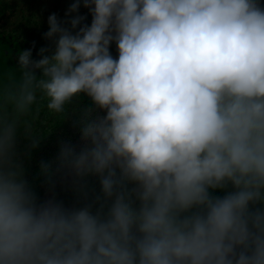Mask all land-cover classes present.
Instances as JSON below:
<instances>
[{
	"label": "clouds",
	"instance_id": "clouds-1",
	"mask_svg": "<svg viewBox=\"0 0 264 264\" xmlns=\"http://www.w3.org/2000/svg\"><path fill=\"white\" fill-rule=\"evenodd\" d=\"M64 16L0 84V264H264V3L72 0ZM82 96L80 144L40 171L84 201L38 200L18 138L36 147L41 105L63 120Z\"/></svg>",
	"mask_w": 264,
	"mask_h": 264
},
{
	"label": "trees",
	"instance_id": "trees-1",
	"mask_svg": "<svg viewBox=\"0 0 264 264\" xmlns=\"http://www.w3.org/2000/svg\"><path fill=\"white\" fill-rule=\"evenodd\" d=\"M49 3H51L50 0H0V84L10 85L18 78L19 71L16 68L15 56L19 50L29 49L28 44H33L32 42L30 43L31 36L33 40L43 41V47L45 45L48 47L50 41L43 39V33L48 28L47 16L49 11L54 12L53 7H48ZM81 14L86 17L83 23H90L91 17L88 15V10L84 9ZM19 34L25 38L23 40L17 39ZM80 101L85 106L90 104L86 96H82ZM60 118L57 114L49 113L41 105L35 121L36 126L42 134L40 138L47 134L50 136L55 134V129H58L57 122ZM47 141L49 150L44 153L42 162L50 163L49 158L52 157V165L54 168V161L59 150L60 142L58 140L57 144H53L50 139H47ZM19 142L27 143L28 140L23 136L18 138V147L21 148L22 144ZM40 164H37L32 169L24 167L25 179L35 192L38 200L46 199V193L55 190L54 197L66 207L77 206L84 201L85 194L74 190L72 181L60 184L65 174L53 172L50 178L52 184L50 190L49 180L41 173ZM85 192L88 200H91L94 195L99 193V184L95 177L87 178ZM213 194L223 195V192L216 190Z\"/></svg>",
	"mask_w": 264,
	"mask_h": 264
},
{
	"label": "rangeland",
	"instance_id": "rangeland-1",
	"mask_svg": "<svg viewBox=\"0 0 264 264\" xmlns=\"http://www.w3.org/2000/svg\"><path fill=\"white\" fill-rule=\"evenodd\" d=\"M51 3H49L48 7H53L54 12L57 14V17L61 20L66 19L64 16V13L68 7V5L70 3H72L71 0H50ZM261 3H264V0H261ZM60 6V7H58ZM86 9L84 7H81L79 9L80 14L82 13V11ZM52 13L51 11H49V14ZM48 14V15H49ZM40 31L42 32V30L40 29ZM40 34V33H38ZM21 34H19L17 37V39L23 40L25 37H23ZM43 39L44 36H43ZM33 44H28L29 48L32 50V57L34 59L39 58L38 56V50L43 47V41L41 40H33V37L31 36L30 38V43ZM45 43V42H44ZM45 48L51 49L53 47L52 42H49L48 47H46V45L44 46ZM110 52L113 55V57L115 58V56L117 55V51L115 48V45L112 44L110 46ZM16 58V56H15ZM85 105H83L81 103V101L79 100V102H74L72 105L68 106L67 109V115L66 117L61 120L62 118H60L57 122L58 124V129H55V134H53L52 136H50L49 134H47L46 136L42 137L39 139V142L37 144L36 147L34 148H29V141L26 142H19L20 144H22V147H18V151L21 152V158L23 160V166L27 167L28 169H32L34 168L37 164L41 163L44 159V153L49 150L48 146V141L47 139H50V141L53 144H57L58 140L59 142L61 141H66V142H71L72 144H76L79 145L80 144V139H79V131L78 128L74 126V122L77 119V115H76V111H74V109H79L80 107H83ZM52 157L49 158V162L52 164ZM68 181H71V178L67 175H65L63 177V179H61L60 184L62 183H67ZM55 191V190H54ZM54 191L51 190V192L46 193V199L51 198L54 196ZM57 199V198H55Z\"/></svg>",
	"mask_w": 264,
	"mask_h": 264
}]
</instances>
